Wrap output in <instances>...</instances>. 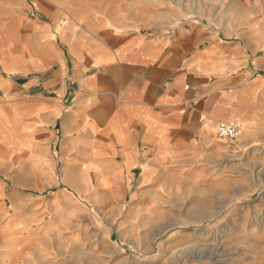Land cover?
Listing matches in <instances>:
<instances>
[{
    "label": "crops",
    "instance_id": "crops-1",
    "mask_svg": "<svg viewBox=\"0 0 264 264\" xmlns=\"http://www.w3.org/2000/svg\"><path fill=\"white\" fill-rule=\"evenodd\" d=\"M155 6L0 0V149H91L82 164L137 186L128 217L148 216L164 170L264 151V0ZM222 121L242 134L219 137Z\"/></svg>",
    "mask_w": 264,
    "mask_h": 264
},
{
    "label": "rangeland",
    "instance_id": "rangeland-1",
    "mask_svg": "<svg viewBox=\"0 0 264 264\" xmlns=\"http://www.w3.org/2000/svg\"><path fill=\"white\" fill-rule=\"evenodd\" d=\"M113 1L139 15L156 7ZM90 150L0 149V261L98 264L117 247L126 264H264V151L256 163L246 149H223L212 163L164 170L144 192L159 199L145 203L148 216L128 217L137 186L82 164Z\"/></svg>",
    "mask_w": 264,
    "mask_h": 264
},
{
    "label": "built area",
    "instance_id": "built-area-1",
    "mask_svg": "<svg viewBox=\"0 0 264 264\" xmlns=\"http://www.w3.org/2000/svg\"><path fill=\"white\" fill-rule=\"evenodd\" d=\"M243 132V126L238 121H222L217 125V135L221 138L236 139Z\"/></svg>",
    "mask_w": 264,
    "mask_h": 264
}]
</instances>
